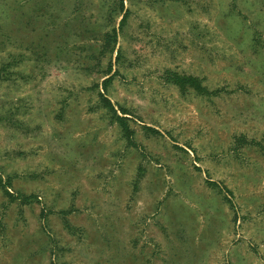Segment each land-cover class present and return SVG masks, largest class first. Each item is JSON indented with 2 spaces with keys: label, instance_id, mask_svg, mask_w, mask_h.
Masks as SVG:
<instances>
[{
  "label": "rangeland",
  "instance_id": "rangeland-1",
  "mask_svg": "<svg viewBox=\"0 0 264 264\" xmlns=\"http://www.w3.org/2000/svg\"><path fill=\"white\" fill-rule=\"evenodd\" d=\"M0 264H264V0H0Z\"/></svg>",
  "mask_w": 264,
  "mask_h": 264
},
{
  "label": "trees",
  "instance_id": "trees-1",
  "mask_svg": "<svg viewBox=\"0 0 264 264\" xmlns=\"http://www.w3.org/2000/svg\"><path fill=\"white\" fill-rule=\"evenodd\" d=\"M175 78H176V80L182 81V82H186L187 80L194 81V79H191V78H180V77H175Z\"/></svg>",
  "mask_w": 264,
  "mask_h": 264
}]
</instances>
